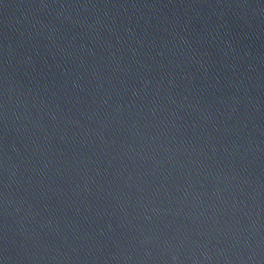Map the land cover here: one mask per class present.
Here are the masks:
<instances>
[{
	"label": "water",
	"instance_id": "1",
	"mask_svg": "<svg viewBox=\"0 0 264 264\" xmlns=\"http://www.w3.org/2000/svg\"><path fill=\"white\" fill-rule=\"evenodd\" d=\"M0 264H264V0H0Z\"/></svg>",
	"mask_w": 264,
	"mask_h": 264
}]
</instances>
